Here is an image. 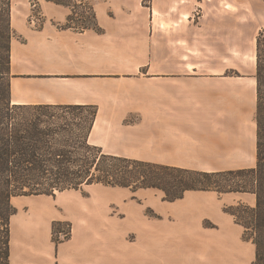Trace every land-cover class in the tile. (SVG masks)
Returning <instances> with one entry per match:
<instances>
[{"label":"crops","instance_id":"crops-1","mask_svg":"<svg viewBox=\"0 0 264 264\" xmlns=\"http://www.w3.org/2000/svg\"><path fill=\"white\" fill-rule=\"evenodd\" d=\"M150 1H96L98 29L62 25L70 11L50 1L38 26L29 13H11V103L93 110L87 141L108 154L203 171L255 166L256 79L242 72L252 13L243 0ZM72 192L12 197L8 264L256 261L254 243L224 207L240 192L188 190L151 207ZM19 197L26 201L16 206ZM54 224L69 225L68 237L54 236Z\"/></svg>","mask_w":264,"mask_h":264},{"label":"trees","instance_id":"trees-1","mask_svg":"<svg viewBox=\"0 0 264 264\" xmlns=\"http://www.w3.org/2000/svg\"><path fill=\"white\" fill-rule=\"evenodd\" d=\"M70 5L66 0H49ZM12 0H0V264H8L9 219L16 212L11 199L23 195H52L83 185L119 186L133 191L157 188L163 200L182 198L188 190L217 193L246 192L255 205L241 202L225 206L244 227V239L256 247L254 264H264V32L255 41L256 164L253 167L203 171L174 165L140 162L112 155L87 141L95 115L82 106L12 104L9 89ZM89 23L98 29L93 5ZM73 9L67 21L74 20ZM66 113L72 115L66 119ZM250 213V222L238 219V209ZM64 231L53 225V233Z\"/></svg>","mask_w":264,"mask_h":264},{"label":"rangeland","instance_id":"rangeland-1","mask_svg":"<svg viewBox=\"0 0 264 264\" xmlns=\"http://www.w3.org/2000/svg\"><path fill=\"white\" fill-rule=\"evenodd\" d=\"M44 1L49 0H12L11 6H12V16L15 18H22L26 14L29 13V17L32 15H35L38 20H34V22L31 21L29 18V22L33 23L35 26H38L42 23V16L41 13L44 11ZM70 5L65 4H58L62 7L67 8L69 11L73 9L76 13L74 16V20L66 21L62 23V25H69L73 27H82L85 24H90L89 19V11L88 6L91 4L94 7V3L98 0H66ZM52 2V1H50ZM244 7L243 10L247 12H251V18L244 19V24H247L246 27V36L244 39V50L242 52V72L243 74L247 75H254L255 74V63L253 61L254 54H255V40L256 36L260 31L264 32V0H243ZM54 3V2H52ZM56 4V3H55ZM141 4L144 7L151 8V1L150 0H141ZM227 7H230V5L227 3ZM201 10V7L198 6L194 12H199ZM231 72V71H230ZM237 74H240L239 72H236ZM226 74H235V73H229ZM72 115L66 113V119L71 120ZM94 193L93 197L98 200V203L101 200H104L106 198H111V201L118 205L119 207H151L149 203L154 202L155 200H163V193L157 188H139L135 191H133L130 188L126 187H119V186H105L102 184H90V185H83L81 188V193L83 195H88L90 193ZM68 193H73L72 189L69 191H65L63 193L56 192L54 196L50 195L48 198L50 200L56 199V197H64ZM218 195H222L221 193H218ZM232 201L229 205H235L239 202L246 204L250 207H253L255 205V195L253 193H233L230 195ZM108 198V199H109ZM66 201H70L72 198L66 197L64 198ZM123 200L130 201V202H123ZM24 198H14L13 204L14 205H20L22 202H24ZM164 201V200H163ZM43 200L41 199H30L29 200V206L31 207H43ZM90 206H93V203ZM225 207V206H224ZM238 219L243 220L246 222H250V213H248L246 210H243L241 208L238 209ZM61 227H63L64 231H66L68 228L64 224ZM56 236V235H55ZM58 236V235H57Z\"/></svg>","mask_w":264,"mask_h":264},{"label":"built area","instance_id":"built-area-1","mask_svg":"<svg viewBox=\"0 0 264 264\" xmlns=\"http://www.w3.org/2000/svg\"><path fill=\"white\" fill-rule=\"evenodd\" d=\"M34 20H38V18H36L35 15H32L31 21L34 22Z\"/></svg>","mask_w":264,"mask_h":264}]
</instances>
